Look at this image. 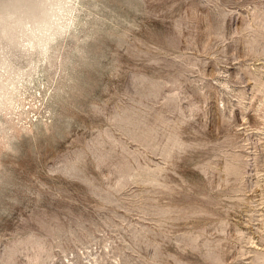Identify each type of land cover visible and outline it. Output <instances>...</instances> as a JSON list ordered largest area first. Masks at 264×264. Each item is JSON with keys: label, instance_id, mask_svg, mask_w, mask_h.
I'll use <instances>...</instances> for the list:
<instances>
[{"label": "rangeland", "instance_id": "rangeland-1", "mask_svg": "<svg viewBox=\"0 0 264 264\" xmlns=\"http://www.w3.org/2000/svg\"><path fill=\"white\" fill-rule=\"evenodd\" d=\"M0 264H264V0H0Z\"/></svg>", "mask_w": 264, "mask_h": 264}]
</instances>
